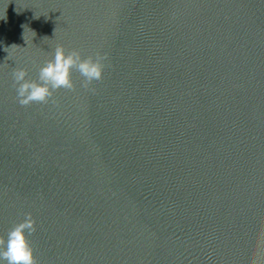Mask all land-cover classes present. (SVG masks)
Segmentation results:
<instances>
[{"label":"water","instance_id":"obj_1","mask_svg":"<svg viewBox=\"0 0 264 264\" xmlns=\"http://www.w3.org/2000/svg\"><path fill=\"white\" fill-rule=\"evenodd\" d=\"M57 45L103 79L21 107ZM26 213L38 264H264V0H0V237Z\"/></svg>","mask_w":264,"mask_h":264},{"label":"clouds","instance_id":"obj_2","mask_svg":"<svg viewBox=\"0 0 264 264\" xmlns=\"http://www.w3.org/2000/svg\"><path fill=\"white\" fill-rule=\"evenodd\" d=\"M107 60V53L84 56L78 49L66 50L62 45H57L51 58L39 68L37 79H29L25 68L13 69L11 75L17 102L21 107L33 103L56 104L54 94L57 91L74 90V70L83 78L81 87L88 89L94 82L103 79ZM36 231L34 218L31 213H26L21 222L8 230L6 238L0 237V261L6 264H38L28 239Z\"/></svg>","mask_w":264,"mask_h":264}]
</instances>
